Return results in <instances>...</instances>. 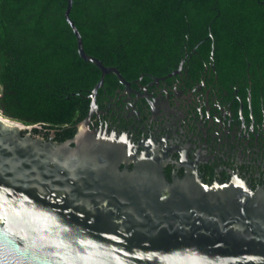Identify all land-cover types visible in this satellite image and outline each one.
Here are the masks:
<instances>
[{"label":"water","instance_id":"95a60500","mask_svg":"<svg viewBox=\"0 0 264 264\" xmlns=\"http://www.w3.org/2000/svg\"><path fill=\"white\" fill-rule=\"evenodd\" d=\"M72 6L78 54L102 72L93 110L107 75L128 82L85 51ZM34 128L0 114V264H264V189L170 183L155 159L121 170L104 133L58 143Z\"/></svg>","mask_w":264,"mask_h":264},{"label":"trees","instance_id":"16d2710c","mask_svg":"<svg viewBox=\"0 0 264 264\" xmlns=\"http://www.w3.org/2000/svg\"><path fill=\"white\" fill-rule=\"evenodd\" d=\"M67 6L68 0H0V112L40 126L32 133L47 140L54 132L58 143L75 137L102 75L80 58ZM70 17L85 51L127 79L161 76L187 54L207 55L211 33L226 72L250 61L264 73V0H73ZM116 83L105 77L106 85Z\"/></svg>","mask_w":264,"mask_h":264},{"label":"flooded vegetation","instance_id":"af4514ba","mask_svg":"<svg viewBox=\"0 0 264 264\" xmlns=\"http://www.w3.org/2000/svg\"><path fill=\"white\" fill-rule=\"evenodd\" d=\"M204 42L211 46L207 55L187 54L167 74L125 77L128 85L111 74L118 83L98 90L76 133L82 125L104 133L121 170L155 159L170 183L195 177L208 185L237 180L264 189V73L250 61L226 72L212 33ZM55 139L53 132L47 141Z\"/></svg>","mask_w":264,"mask_h":264},{"label":"rangeland","instance_id":"374dc122","mask_svg":"<svg viewBox=\"0 0 264 264\" xmlns=\"http://www.w3.org/2000/svg\"><path fill=\"white\" fill-rule=\"evenodd\" d=\"M0 114H1V112H0ZM235 181H237V180H235Z\"/></svg>","mask_w":264,"mask_h":264}]
</instances>
